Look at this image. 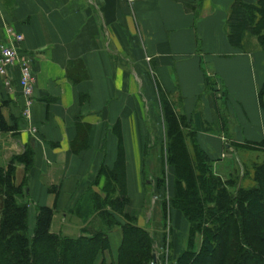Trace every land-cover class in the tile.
<instances>
[{"label":"crops","instance_id":"1","mask_svg":"<svg viewBox=\"0 0 264 264\" xmlns=\"http://www.w3.org/2000/svg\"><path fill=\"white\" fill-rule=\"evenodd\" d=\"M234 1L0 0V43L7 27L21 34L19 54L35 78L31 132L21 118L17 69L13 93L0 77V112L18 128L0 132V167L31 148L32 165L26 173L16 164L14 178H25L29 210L54 208L52 232L80 236L88 223L101 225L98 204H125L122 214L101 210L120 224L164 221L187 234L181 212L164 218L156 157L144 155L164 140L160 94L185 116L186 130L196 129V144L224 179L234 145L264 139L257 96L264 56L255 38L244 49L229 42ZM173 176L169 167L167 197Z\"/></svg>","mask_w":264,"mask_h":264},{"label":"trees","instance_id":"2","mask_svg":"<svg viewBox=\"0 0 264 264\" xmlns=\"http://www.w3.org/2000/svg\"><path fill=\"white\" fill-rule=\"evenodd\" d=\"M227 36L234 47L241 49L246 39L255 38L264 56V0L251 4L235 0L228 14ZM257 96L264 109V82ZM160 103L165 138L161 144L146 147L144 155L156 157L158 176L154 186L162 195L164 218L168 210L175 209L188 222L186 246L173 264H264V158L251 166L244 164L240 175L229 172L224 179L196 144V129H185V116L178 114L163 94ZM17 129V124L8 125L0 112V132L15 133ZM234 146L264 151V139ZM32 153L27 146L22 154L11 158L6 168L0 167V264H149L153 257L150 234L129 221L121 226L107 212V230H101L100 225L93 234L71 238L51 231L54 208L37 206L30 233L26 181L24 178L16 184L14 172L16 164L22 163L27 173ZM169 167L174 182L172 195L167 197ZM117 171L119 165L116 173L106 171L108 179H114ZM107 205L122 210L125 204H98L100 209ZM110 225L119 226L122 237L117 258L105 262ZM197 236L201 241L195 251ZM89 247L92 253H88Z\"/></svg>","mask_w":264,"mask_h":264},{"label":"rangeland","instance_id":"3","mask_svg":"<svg viewBox=\"0 0 264 264\" xmlns=\"http://www.w3.org/2000/svg\"><path fill=\"white\" fill-rule=\"evenodd\" d=\"M246 41H248V39H246ZM164 138H165V134L163 136V139ZM191 142H192V140L188 139L189 145H191ZM237 153H238V155H236V157L234 156L233 159H230V161L228 162V164H230V165L227 168V171H226L227 173L232 172L235 174L238 173L240 175L241 171H242V166L244 164H246L247 166H251L252 163L260 162L264 158V151H262V150H253V149L252 150H245V149L243 150V149L238 148ZM152 164L154 166H157L156 159H155V161L152 162ZM161 198H162V195L160 194L159 199L161 200ZM107 206H110V205H107ZM31 207L32 208L29 210V215H28V217H29L28 226H29L30 233H32L31 229L33 228V225L35 223V210H36L35 205H32ZM111 209L113 211H117V212L122 214L121 210H119V209H114L112 207H111ZM98 211L99 212H98L97 217L99 216L98 217L99 219L97 218L96 222H100L101 230H107L108 224L105 223V220H104L106 211L101 210L100 208H98ZM101 212H102V214H101ZM128 219H129L128 221L131 223V225L138 226V225H136V222L131 217H128ZM125 224L126 223H122L121 226L125 225ZM115 227L116 226L110 225L109 229L112 228V230H114ZM138 227H141L144 230H146L148 232V234H150V238L152 240L151 249L153 252V257L149 260V264H173L175 258L179 255V253L186 246L187 234L184 236V234L180 235L179 232L174 233L173 231H171L170 226H168V224L165 223L164 221H162V223H160V224L148 223L146 227H145V225L138 226ZM97 229H99V227H95V224L93 222L88 223L84 227L82 234L85 236L86 235L88 236L90 234L95 233V231ZM61 235H63V234H61ZM65 236H67V235H65ZM107 236H108V245H107V249L104 250L103 258H104L105 262H111L112 260H115L117 258L116 254L118 253V247H119V244L121 242V237H122L121 228L118 229L117 231L112 232V233L109 232ZM69 237L77 238L78 236L74 235V236H69ZM173 238H174V242H173ZM200 239H201L200 236H197L195 239V246H194L195 251H198V249H199L200 241H201ZM88 250H89L88 253L89 252L92 253V250L90 247L88 248ZM154 257H156V261H154ZM99 260H101V258Z\"/></svg>","mask_w":264,"mask_h":264},{"label":"built area","instance_id":"4","mask_svg":"<svg viewBox=\"0 0 264 264\" xmlns=\"http://www.w3.org/2000/svg\"><path fill=\"white\" fill-rule=\"evenodd\" d=\"M5 33L6 41L0 43V77L7 91L13 93L16 87L12 72L17 69L18 79L16 82L22 97L21 118L26 122L28 129L34 132L35 127L31 124V118L35 78L30 61L19 54L23 36L12 27H7ZM154 261H156V257H154Z\"/></svg>","mask_w":264,"mask_h":264}]
</instances>
